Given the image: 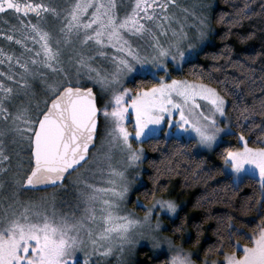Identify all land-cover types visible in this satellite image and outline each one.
Returning <instances> with one entry per match:
<instances>
[{
  "label": "snow or ice",
  "instance_id": "1",
  "mask_svg": "<svg viewBox=\"0 0 264 264\" xmlns=\"http://www.w3.org/2000/svg\"><path fill=\"white\" fill-rule=\"evenodd\" d=\"M259 7L264 12V0ZM177 8L185 13L183 17L172 10ZM235 9L230 25L259 15L249 0ZM189 13L198 23L188 21ZM9 14L16 23L5 18ZM226 15L221 14L218 23ZM208 21L209 17L197 16L178 0H0V24L7 25L0 27V39L22 49L17 54L15 48L0 45V190L9 187L12 197L6 206L3 201L9 197L0 198V264H93V256L113 254L119 264H126L123 254L133 251L142 238L151 240L154 248L167 245L161 264H197L192 251L169 236L156 235L162 228L161 213L179 215L173 199L156 195L159 177L173 172L167 156L160 161L166 165L163 171L155 161L150 162L155 167L150 177L154 187L137 194L134 203L143 209L142 218L131 212L121 214V208L140 175L136 171L129 178L128 171L143 162L145 144L155 151L163 135L165 142L173 140L179 145L172 153L175 156L192 147L211 150L222 134H232L228 90L203 82V74L196 72H192L194 80L161 75L151 86H145V80L132 87L125 84L133 73H168L170 64L182 68L209 38ZM190 26L195 28L194 37ZM254 36L248 32L239 40L244 43ZM133 38L144 40L147 49L142 52L139 45L134 46ZM108 48L114 50L110 71L94 66L97 57L109 56ZM232 63L244 67L239 61ZM37 84L42 96H38ZM257 104L264 117V95L242 108L232 102L239 112L238 129L244 127L241 120L249 121L257 114ZM101 117L106 127L97 145ZM219 118H224L223 126ZM126 121H131L134 131H129ZM253 129L260 131L256 143L264 144V122L247 125L248 132ZM185 136L187 143L181 144ZM237 136L242 147L225 148L220 154L231 182L225 188L236 192L246 180H256L251 195L242 197L238 209L244 216L254 212L256 222L254 227L251 222L237 224L233 216H227L223 228L218 223L213 229L217 241L204 250L200 264H264V147H250L243 131ZM9 144L21 150L27 146L26 166L22 158L17 159L12 171L14 156ZM113 149L122 154L121 168L111 162ZM15 156L20 157V152ZM91 164L96 166L94 171L107 173L106 186L81 176L78 170ZM66 179L72 180L78 193L79 215L58 212L54 195L51 201L20 200L21 191L63 187ZM159 190L166 189L161 185ZM141 197L149 203H141ZM201 199L194 207L203 206ZM180 220L173 234L185 231L187 217ZM194 227V245H198L200 225ZM246 227L250 232L243 231ZM241 238L249 243L241 245ZM209 254L219 258L210 260Z\"/></svg>",
  "mask_w": 264,
  "mask_h": 264
},
{
  "label": "trees",
  "instance_id": "2",
  "mask_svg": "<svg viewBox=\"0 0 264 264\" xmlns=\"http://www.w3.org/2000/svg\"><path fill=\"white\" fill-rule=\"evenodd\" d=\"M243 0H215V4L210 11V20L213 27L211 41L207 43L202 50H199L196 58L184 63L181 71L176 74L191 80L196 79L192 72L203 74V82L211 83L213 87L219 90H228V116L231 123L232 134H226V140L217 146L211 153H199L195 147L183 149L182 154L172 155L179 147L173 140H167L163 135L160 136L161 143L153 151L152 147L145 144L146 156L143 160V184L136 188L131 199V206L134 203L138 193L154 187L151 176L155 174V167L150 166L151 161H155L163 171L165 166L160 161L167 156L171 160V173H165L159 177L155 187L157 188V197H170L176 203H180L178 216H164V232L173 239L176 244H182L187 250L193 252V257L200 262L204 257V250L210 245H214L217 237L213 235V229L217 228L218 223L223 228L227 222V216L234 217V223L241 221L251 222L254 227L255 222L251 213L247 216L238 211L242 197L251 195L253 186H256V180H246L239 191L234 192L232 188H225V184H230L229 173L220 159V154L225 148H235L240 145L238 132L243 131L248 142L251 145H262L256 143V138L260 135L258 129L252 132L247 131V125L253 121L256 124L264 122V117L259 115V104L256 105L257 114L249 121L241 120L244 125L242 129L237 128V116L239 112L233 109L232 102L242 108L245 104L251 106L254 98L257 100L264 95V12L260 11L261 0H249L253 9L259 13L251 19H245L239 25L228 23L233 18L235 5L242 4ZM227 13L223 23H218L221 14ZM248 32H254V38L241 43L239 36L246 35ZM232 49L228 53V49ZM259 54V55H258ZM213 56L218 58L213 59ZM239 61L244 67L234 65L232 62ZM251 70V71H250ZM211 75V80L208 75ZM147 80L145 86H149L154 78L151 76L136 77V80ZM217 81H224L218 84ZM239 82L240 86L236 87ZM180 143H187L183 138ZM163 154V155H162ZM203 160V163L201 161ZM220 170V171H218ZM68 179H66L67 181ZM65 181V182H66ZM165 187V191L159 190L160 186ZM33 191V190H31ZM200 198L202 207H194L196 201ZM141 202L149 203L148 200L141 197ZM138 211L143 209L138 206ZM187 217L185 231L183 234H173L172 229L181 223V217ZM211 217V218H208ZM218 217H223L222 222ZM258 220V217L256 218ZM200 225V242L194 245L197 236V229L194 225ZM244 232H250V228L243 229ZM235 239V238H234ZM249 241L246 238L240 239V244H246ZM231 250V249H229ZM219 258L209 254V259ZM166 259L165 253H156L148 247H140L137 251L136 259L132 264H161Z\"/></svg>",
  "mask_w": 264,
  "mask_h": 264
},
{
  "label": "rangeland",
  "instance_id": "3",
  "mask_svg": "<svg viewBox=\"0 0 264 264\" xmlns=\"http://www.w3.org/2000/svg\"><path fill=\"white\" fill-rule=\"evenodd\" d=\"M57 3H63L64 0H56ZM178 3L184 7H188L191 11H195L197 13V16H200L201 14H203L204 16L209 17V24L210 27L212 29V31L210 32L209 38L206 39L203 43H201L199 45V47L197 49H195V51L192 53V55L188 58V60H192L194 58H196L197 53L199 50H201L207 43H209L211 41V36L213 34V27L211 24V20H210V11L213 8V5L215 4V0H178ZM203 5V7L201 6ZM124 9H121V11H123ZM173 11L176 12L178 17H183L185 15V13L181 12L180 9H172ZM188 15V21L191 22V24H196L198 23V20L196 19V17L192 16L190 13L187 14ZM6 19H8L11 23H16V20L14 17L11 16V14H9L7 17H5ZM174 27H178V25H176L175 23L173 24ZM0 27H7V25L4 24H0ZM189 32L190 35H192L193 37L195 36V28L194 27H189ZM170 35V34H169ZM162 42H165V38H161ZM133 44L134 46L139 45L141 47L142 52L144 50L147 49V45L145 43L144 40H140L138 38H133ZM0 45H3L6 49H11V48H15L16 53L19 54L20 51H22V49L18 46V45H9L6 41H4L3 39H0ZM31 47H38L37 45H31ZM106 51L109 53L108 57H97L96 61L94 62V66H102L103 68H107L109 71L111 70V63H110V55L113 53L114 50H112L111 48L106 49ZM89 54L91 55L92 53L89 52ZM182 68L180 67H176L173 64L169 65V72L168 73H164L163 71H155L153 70L152 72L148 73V74H138V73H133L132 76H130L128 78V80L126 81L125 86H129L132 87L135 85V82L138 81L136 80V77L140 76V77H145V76H151L154 78L153 82H159V77L161 75H164L166 79H170L172 77H175L177 79H184L185 77H181L178 76L176 73L181 71ZM19 70V69H17ZM188 79V78H186ZM191 80V79H189ZM146 82H149L147 80H145ZM151 86V84L149 85ZM36 91L38 93V96H42L43 93L40 91V86L39 84H37L36 86ZM105 99H107V97H105ZM203 103V102H202ZM229 117V116H228ZM221 120V125L223 126L224 124V118H219ZM126 123L129 126V131H134L132 126H131V121H126ZM166 126V125H165ZM106 127L105 122L103 121V118L101 117L100 119V128H99V132H98V137H97V145L100 144V140L101 137L104 135V129ZM184 138L187 139V136H185ZM226 140V134H222L218 145L214 146L213 149L209 150V149H204L201 147H195L196 151L199 153H211L217 146H219L220 144H222L223 142H225ZM243 142L240 141V145L235 147V148H240L242 147ZM250 147H264V144L262 145H251L249 144ZM8 149L9 152H11L14 156L13 160H12V171H15V165L17 162V159H21V162L26 166L28 163L27 160V146L24 145L23 146V150H21L20 146L18 145H13V144H9L8 145ZM19 151L20 152V157H16L15 153ZM112 164L114 167L117 168H121L123 167V162H122V154L120 153V151L118 149H113L112 150ZM146 156V153L144 155V158ZM143 158V160H144ZM95 164H91L88 166L87 169L85 168H81L79 169V173L81 174L82 177H86L89 182L91 183H96L99 184L101 186H106L105 185V178L107 176V173H101V172H97L94 171L95 169ZM144 167H143V162L139 165L138 168L136 169H129L128 171V175L129 178L132 177V175L134 174V172L139 171L140 175L139 177H137L136 183L132 186V190L130 191L129 195H128V201L125 205H122L121 208V214H123L124 212H131L134 216L142 218L143 216V212H139L138 211V206L136 205L135 207L131 206V199H132V195L133 192L136 188H138L139 186H141L143 184V177H142V173H143ZM229 173V170L226 169ZM77 176L76 173L72 174V179H75ZM53 195L55 196V207L58 210V212L60 213H71L72 211H76V214L79 215L80 211L77 208V205L79 203L78 200V193L76 192V188L72 183V180H67L64 183L63 187H56L55 189L50 188V189H45V190H38V191H31V190H26V191H21L19 193V197L21 201H28V200H35V201H39L41 198H46L48 201L52 200ZM4 196H8L9 200H4L3 204L6 206L10 200H11V190L9 187H5V189L0 190V198L4 197ZM165 199H169L170 197H164ZM142 203V202H141ZM178 204V209L177 212L180 208V203ZM82 207V205H81ZM164 216H169L166 213H161V221H162V228H161V232L156 234V235H162V236H168L165 232H164V227H165V222H164ZM174 217V216H171ZM155 219V217L153 218ZM141 230H145V229H139L137 228L136 231H141ZM148 247L150 249H152L154 252L156 253H165L167 255V245L166 244H162L159 248H154L152 246V242L149 239H140L139 244L135 247V249L131 252H129L128 250L125 251V253L123 254L124 260L126 262V264H132L133 261L136 259L137 256V251L140 247ZM187 250V249H186ZM190 251V250H189ZM194 260H196L194 257H192ZM93 264H96L97 261H99V264H119L118 261V257L116 254H113L110 257H97V256H93L92 258ZM197 261V260H196ZM197 264H200V262L197 261Z\"/></svg>",
  "mask_w": 264,
  "mask_h": 264
},
{
  "label": "water",
  "instance_id": "4",
  "mask_svg": "<svg viewBox=\"0 0 264 264\" xmlns=\"http://www.w3.org/2000/svg\"><path fill=\"white\" fill-rule=\"evenodd\" d=\"M97 137H98V133H97V136H96V141H97ZM65 181H64V183H65ZM50 188H52V187L37 186L35 189H28V190L38 191V190H45V189H50Z\"/></svg>",
  "mask_w": 264,
  "mask_h": 264
}]
</instances>
